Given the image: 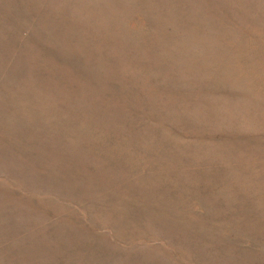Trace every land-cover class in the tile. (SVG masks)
Returning a JSON list of instances; mask_svg holds the SVG:
<instances>
[{
	"label": "rangeland",
	"instance_id": "rangeland-1",
	"mask_svg": "<svg viewBox=\"0 0 264 264\" xmlns=\"http://www.w3.org/2000/svg\"><path fill=\"white\" fill-rule=\"evenodd\" d=\"M0 264H264V0H0Z\"/></svg>",
	"mask_w": 264,
	"mask_h": 264
}]
</instances>
